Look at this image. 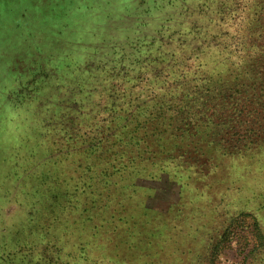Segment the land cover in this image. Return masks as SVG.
I'll list each match as a JSON object with an SVG mask.
<instances>
[{
	"label": "rangeland",
	"instance_id": "rangeland-1",
	"mask_svg": "<svg viewBox=\"0 0 264 264\" xmlns=\"http://www.w3.org/2000/svg\"><path fill=\"white\" fill-rule=\"evenodd\" d=\"M250 2L0 0V110L34 105L18 144L0 120V264H264V109L246 141L168 120Z\"/></svg>",
	"mask_w": 264,
	"mask_h": 264
},
{
	"label": "trees",
	"instance_id": "trees-1",
	"mask_svg": "<svg viewBox=\"0 0 264 264\" xmlns=\"http://www.w3.org/2000/svg\"><path fill=\"white\" fill-rule=\"evenodd\" d=\"M245 9L248 12L247 18L240 22L233 19L234 28L225 32L226 38L222 40L227 42L226 50L229 47L235 50L228 51L237 54L240 60L237 70H232L217 80L209 78L207 81L206 78L209 76L206 75L203 79L204 83L200 84V75L188 78V70L183 69L184 88L180 87L172 93H167L174 101L169 111L176 108L178 112L175 114L181 117L177 126H173L175 123L173 117L168 118L172 134L176 135L182 125H217L237 130L244 141L249 139L247 137L249 131L241 132V130L243 126L251 125L253 120H247L245 117L264 109V0H251L239 10L243 12ZM187 82H190L189 86ZM243 99L253 107L248 109L244 107L241 104ZM155 100L153 99L148 106L155 109L154 121L163 116V101H159L160 106L157 107V103L152 104ZM83 135L84 132L69 133L70 139L78 145V148L88 150ZM106 140L108 139L100 138L97 143ZM253 141L251 140L250 144ZM101 146L98 149H101Z\"/></svg>",
	"mask_w": 264,
	"mask_h": 264
},
{
	"label": "clouds",
	"instance_id": "clouds-1",
	"mask_svg": "<svg viewBox=\"0 0 264 264\" xmlns=\"http://www.w3.org/2000/svg\"><path fill=\"white\" fill-rule=\"evenodd\" d=\"M33 109L34 105L17 106L7 102L2 105L0 120L9 131L12 143H20L21 137L28 132L33 121Z\"/></svg>",
	"mask_w": 264,
	"mask_h": 264
}]
</instances>
